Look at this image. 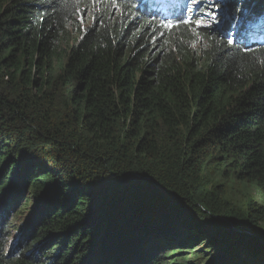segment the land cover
Segmentation results:
<instances>
[{
    "label": "trees",
    "instance_id": "obj_1",
    "mask_svg": "<svg viewBox=\"0 0 264 264\" xmlns=\"http://www.w3.org/2000/svg\"><path fill=\"white\" fill-rule=\"evenodd\" d=\"M197 1L0 0V264H264V0Z\"/></svg>",
    "mask_w": 264,
    "mask_h": 264
},
{
    "label": "rangeland",
    "instance_id": "obj_2",
    "mask_svg": "<svg viewBox=\"0 0 264 264\" xmlns=\"http://www.w3.org/2000/svg\"><path fill=\"white\" fill-rule=\"evenodd\" d=\"M219 1L220 3L225 2V0H210L211 3ZM255 2H250V4L247 3V5L244 6V14L247 16L248 21L244 20V18L240 21L241 22V30L237 34V36L241 37V39H246L251 37L252 35L259 34L262 29L260 27H256L251 22H254V15H255V8H254ZM218 14H221L220 12H217ZM261 39V38H260ZM28 195V194H27ZM32 198L30 195H28V201L24 206V212H11V210H7L8 213V222H10L11 227L9 228L11 232L13 233L15 230L18 232L19 227L24 224V221L26 218L30 215L31 209L33 207ZM18 233H13L12 242L11 245L14 243ZM176 256V255H175Z\"/></svg>",
    "mask_w": 264,
    "mask_h": 264
},
{
    "label": "clouds",
    "instance_id": "obj_3",
    "mask_svg": "<svg viewBox=\"0 0 264 264\" xmlns=\"http://www.w3.org/2000/svg\"><path fill=\"white\" fill-rule=\"evenodd\" d=\"M98 1L99 2H104V0H93L94 3H98ZM177 1L180 3V5H184V6H188L187 2H190L191 6L194 7L193 11L196 13V15L194 17H191L187 13H183L181 15H177L175 20L182 21L183 23L180 22L181 25H190L193 28H196V29L199 30V29H202V28H201V25H198L196 23V21L197 20H202L205 25L209 26L211 15H207V12L204 11L205 10V5H203V2L197 1L196 3H194L193 0H177ZM255 4H256V2H255ZM254 8H255V5H254ZM217 12H221V11L216 9V13ZM89 16H91L90 12H88L86 14L83 13V12L79 13L78 20H79L82 28H87L86 24H88L87 19H88ZM175 20H173V21H175ZM158 32L160 33V35H163L164 33L169 32V31H158ZM16 233H18V235H19V231L18 232L16 231ZM18 235H17V237H18ZM12 237H13V235H12ZM12 237H11V240H10L8 245L4 246L1 243L0 244L2 245L1 251H2V253H3V255L5 257L10 255L11 258H15L14 257L15 253L13 252L12 247H13L17 237H16L14 243L11 245ZM21 237H22V235H20V238Z\"/></svg>",
    "mask_w": 264,
    "mask_h": 264
},
{
    "label": "snow or ice",
    "instance_id": "obj_4",
    "mask_svg": "<svg viewBox=\"0 0 264 264\" xmlns=\"http://www.w3.org/2000/svg\"><path fill=\"white\" fill-rule=\"evenodd\" d=\"M193 2L196 3L197 0H193ZM207 15H211V16H213V18H215V14L212 13V12L207 13ZM196 23H197L198 25H201V26H207V25H205V24L203 23L202 20H197ZM228 43H229V44H233V43H235V41L232 40V39H229V40H228Z\"/></svg>",
    "mask_w": 264,
    "mask_h": 264
},
{
    "label": "bare ground",
    "instance_id": "obj_5",
    "mask_svg": "<svg viewBox=\"0 0 264 264\" xmlns=\"http://www.w3.org/2000/svg\"><path fill=\"white\" fill-rule=\"evenodd\" d=\"M149 1H151V0H149ZM157 1V0H156ZM157 3V2H156ZM159 7V6H158Z\"/></svg>",
    "mask_w": 264,
    "mask_h": 264
}]
</instances>
